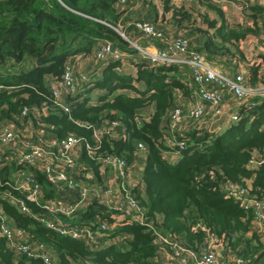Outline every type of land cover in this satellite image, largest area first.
<instances>
[{
    "label": "trees",
    "instance_id": "trees-1",
    "mask_svg": "<svg viewBox=\"0 0 264 264\" xmlns=\"http://www.w3.org/2000/svg\"><path fill=\"white\" fill-rule=\"evenodd\" d=\"M161 1L162 13L156 21L170 20L175 25V35L181 34L178 39L186 42L187 54H199L214 66L227 67L230 61L233 70H237L245 59L239 50L240 43L261 33L258 21L264 7L259 4L237 0L242 12H247V19L249 11L252 24L230 25L216 5L199 0L220 21L203 14L199 16L201 25L193 27L191 14L184 7H175L170 0ZM129 6L117 7L116 0H0V125L9 123L19 129L30 125L33 130H42L49 139L69 136L81 139L79 158L85 167L82 173H91L94 183L101 188L113 177V171L106 168L101 173L97 158L124 160L125 174L128 177L134 174L138 179L132 186L127 177L126 184L132 187L125 191V196L137 203L141 214L156 230L198 253L212 239L223 240L225 248L246 264H264L260 235L252 228L253 210L243 209L222 189L225 183L243 186L251 180L252 194L260 198L264 195V163L256 171L247 168L255 154L264 159V98L237 107L234 114L238 119L221 133L191 126L186 131H171L170 114L178 108V96L182 100H197L196 88L188 86L192 82L191 71L178 66L149 68L148 61H143L136 66L133 76L122 73L121 62L108 61L93 79L85 72L87 80L81 84V92L61 97L60 103L67 107V112L55 104L49 81L59 80L66 66L80 57L87 59L92 55L98 41L107 40L122 51L134 52L111 28L119 24L120 14ZM131 29L138 31L135 23ZM125 32L122 34L130 40ZM158 33L171 38L164 30ZM150 39L157 49L168 46L166 41ZM243 79L252 87H264V71L260 72L258 67L249 69ZM207 88L214 90L215 86ZM94 90L101 94L95 105L89 103L91 99L81 100L83 93ZM201 103L205 109L209 108V102ZM226 104L223 96V105L228 109ZM151 107L153 112L149 113ZM24 109L29 112L26 116H22ZM140 111L147 114V120L137 117ZM105 122H118L124 137L103 135L95 143L93 131ZM179 143H183V150L179 149ZM85 145L93 152L92 157ZM166 153H177L179 158L171 162ZM138 167L142 170L138 171ZM17 168L12 162L0 169V210L16 228L54 253L59 264H163L151 228L129 217L116 222L120 212L96 198L91 197L75 219L61 217L66 228L84 227L92 234L101 231L93 242L71 239L41 223L40 219L55 218L43 209V199L38 205L25 202L31 215L21 213L2 197L7 190L16 192L7 184ZM26 169L45 200L78 199L74 192L51 184L37 168ZM100 225H106L107 229L102 231ZM0 264L43 262L24 255L17 257L0 238Z\"/></svg>",
    "mask_w": 264,
    "mask_h": 264
},
{
    "label": "built area",
    "instance_id": "built-area-1",
    "mask_svg": "<svg viewBox=\"0 0 264 264\" xmlns=\"http://www.w3.org/2000/svg\"><path fill=\"white\" fill-rule=\"evenodd\" d=\"M249 4H264V0H243ZM138 0H116V6L124 8L126 5L134 4L136 5ZM136 28L146 39L159 38L160 33L156 32V29L149 24H137ZM168 42V41H166ZM96 54L92 57L96 64H105L108 61L122 62L125 54L115 45L108 42L107 40H100L96 45ZM157 49V48H156ZM158 53L145 52L142 51L145 56L149 59V67L153 66H178V67H191L187 63H182L183 59H189L192 61L194 58L199 60H204V58L199 54H187V45L185 41L173 40V42H168V46L163 49H157ZM147 51H149L147 49ZM177 62V63H175ZM202 63L201 61H199ZM64 74L59 80L51 79L49 82V90L55 100V104L60 106L63 111L67 112V107H64L60 101L63 95H73L79 92L78 86L74 82V77L72 70L75 66H66ZM192 82H189V87L191 89L196 88L195 96L198 98L196 107L189 111L188 113H183L181 109L176 108L170 114V130L176 131L180 129L181 131H186L187 127L191 126L195 129H205L208 132H216L215 129L204 128L206 123L204 122L203 116L206 115L208 111L211 112L212 119L220 121H227L228 116H225L226 107L223 105V96L226 94L233 95V100L235 98L237 106H244L241 102L248 105L247 100L254 96L255 92L247 88V83L244 81V77L237 76L234 81H225L220 76L218 78L209 69L200 68L199 66L191 67ZM95 74V73H94ZM82 80H87L85 77H81ZM208 86H215L214 90H209ZM202 101L209 102V108L205 109ZM28 110L24 109L22 111V116L28 114ZM42 114H46L45 108L41 109ZM227 118V119H226ZM231 120L229 122L236 121L238 117L233 113ZM120 127L118 122H105L99 128L93 131V140L98 142L103 135H108L114 138V131L116 128ZM185 128V129H182ZM27 131L29 134L27 136H22L17 144L18 139L17 133ZM2 132H6L2 135ZM22 140V141H21ZM173 144V143H170ZM13 145V146H12ZM83 146V141L79 138L69 136L62 140L49 139L44 134L42 130H33L30 125H25L23 129L15 127L13 124L5 123L0 125V169L8 166L12 162L15 164L17 170L12 173L11 178L8 181L7 186L13 188L16 192H4L2 194L3 199H7L12 205H14L21 213L31 215L30 210L27 208L25 202H30L32 204H40L42 197V190L40 187L34 183L33 178L28 175L27 167H35L39 172L43 173L47 180L51 184H55L58 187H62L63 190L69 192H74L79 201L72 205L69 204L65 207H48L51 202L43 203V209H55L57 213H62L70 215L75 213L79 209H83L87 205V200L90 201L92 198L99 199L100 203L106 205L107 207H117L122 206L123 208L119 211L118 218H127L134 221H138L140 224H145L152 229L155 236L154 242L159 246V251L165 249L167 259L172 261L171 264H246V262L237 257L224 258L219 255L218 250L209 242L207 247L201 252H193L186 249L178 243V241L170 235H165L159 230H156L147 222L145 217L141 214L140 208L137 203L132 199L129 201L122 194L120 190V179L123 177L124 181L127 180V175L124 171L125 162L122 159L110 157H98L97 160L100 164V172H104L106 168L111 169L113 172V180L117 181V191L116 196L112 194H106L101 197L98 188L89 182L92 179L90 173H82V169H76V163L74 158L79 154L81 147ZM178 147L183 150V143H179ZM25 148H29L26 151ZM86 151L89 156L92 157L93 152L90 150L88 145H85ZM138 149L141 150L142 146L138 145ZM177 155V153H175ZM57 155V160L56 159ZM4 162L5 164H1ZM264 163L263 156L254 155L248 161L247 168L256 171L261 164ZM65 172V173H64ZM77 177V178H76ZM102 189L101 187H99ZM223 192L229 197L236 200L240 206L245 210H253L254 215L251 220L253 231L257 235H264V195L263 197H258L252 194L251 180L245 182L243 186L233 185L231 183H225L223 186ZM17 194L18 196H14ZM21 195V196H20ZM23 195V197H22ZM92 197V198H91ZM91 198V199H90ZM62 204V203H61ZM57 206L56 204H53ZM51 213V212H49ZM52 214V213H51ZM64 217V216H62ZM70 218L71 217H65ZM76 218V217H75ZM44 222L46 227H56L53 223L45 224L44 219H40ZM47 221V220H46ZM49 221V220H48ZM47 221V222H48ZM7 222V223H5ZM60 226V225H57ZM66 228V227H65ZM81 228V229H78ZM75 231H70V228L60 229L61 234L69 236L71 239L76 240H90L94 241L95 237L101 236V231L92 234L88 229L84 227H78ZM12 228L8 225L7 217L3 215L0 210V238L5 240L8 249L18 254H25L23 252L19 253L20 249H24L27 246V242L23 241L26 236L30 237L28 233L16 228ZM102 231L107 229L106 225H100ZM69 230V231H68ZM215 240V239H212ZM219 241V240H216ZM226 246V242L220 240V244ZM41 248L44 246L40 244ZM46 255L49 259L52 257L46 248L44 249ZM50 251V250H49ZM164 252V253H165ZM162 254V253H161ZM218 255V257H217ZM173 258H175L173 260ZM41 259V258H40ZM231 259V260H229ZM43 264H48L47 260L41 259ZM193 261V263L189 261ZM53 264V263H52ZM165 264V263H164Z\"/></svg>",
    "mask_w": 264,
    "mask_h": 264
},
{
    "label": "rangeland",
    "instance_id": "rangeland-1",
    "mask_svg": "<svg viewBox=\"0 0 264 264\" xmlns=\"http://www.w3.org/2000/svg\"><path fill=\"white\" fill-rule=\"evenodd\" d=\"M139 1L140 0H138V2ZM237 3H239L237 0H232V1H229V2H225V3L219 4V5L224 6V7L227 8V10L225 11V14L228 15V19H229V23L228 24H230V25H233V24H246L247 25L248 24V26H250L252 24V20L249 17L250 16L249 11H248V19H247L246 18L247 12H242L241 8L237 5ZM183 5L186 6V8L184 7V10L187 11L189 14H191V18H192L191 22L193 23L192 26L193 27L200 26L201 25V20H200L199 16L202 15L204 13V11H201L199 8H195L194 5L191 2H186ZM250 5H253V4H250ZM260 5L264 7V4L260 3ZM134 7H135V5L131 4L127 8V11L125 13L120 14V20H122L124 18H127V17H131L133 15L131 10H134ZM167 18L169 19L168 16H167ZM129 23H130V25H128V26H131V28H133L134 23H135V27H136L137 24H139V23H136V22H129ZM163 23H165V24L163 25ZM167 24H168L167 21H165V22L158 21L157 23L152 25L158 32L162 33V30H164L165 32H168L170 34L169 36H171V38L170 37H166L165 38V36H163L162 35L163 33H162L159 38H154L155 40H158V42H160V43L161 42H165V41H168V42L172 41L173 42V40H179L178 38L181 37V34H180L179 37H177L178 35L177 34L175 35V28L173 26L171 28V25H169V24L167 25ZM258 26H259L258 27L259 28V32L261 31L259 36H256V37L249 36L248 39H246V40H244V41H242L240 43V49H239V43L237 44L238 49L241 51V53H243L242 55H245V59L243 58L244 60L237 65L236 68L238 69V71L236 73H234L233 76H228L226 74L227 72L223 68H221L220 66L211 65V64L207 63L206 61L199 60L198 58H194V59H192V61H190L189 59L185 58V59H183L182 63H187L191 67L199 66L200 68L209 69L218 78L221 77L223 80L229 81V82L234 81V78L237 77V76H240V77L246 76V74H248V72H249V69H251V68L258 67L259 71L263 72L264 71V13H263L262 17L258 21ZM111 28H112L113 32H115L118 36L122 35V33L125 31V28H122L119 24L116 27L115 26L114 27L111 26ZM165 28H166L167 31L165 30ZM138 36L140 38H137L136 42L133 41V40H128L127 38H126L127 39L126 40L124 38L126 40V42L127 41L129 42V47L131 49H133L134 52H128V51L125 52V51H122L120 49L125 54V57L123 58V61L121 62L122 63V68L120 69V70H122L123 74L133 75L134 76L135 75L134 72H135L136 66L140 65V63L143 62V61H148L149 60L142 51L150 52V51H147V49L149 50L150 48H152V44H154V42H152L151 39L144 38V36H141L140 34H138V35L136 34V36H134V37H138ZM108 42H110V41H108ZM110 43L115 45V43H113V42H110ZM154 50H153L154 51L153 53H158L159 52L156 48ZM151 52H152V50H151ZM95 54H96V49L93 51L92 55L87 56L89 59L88 58L87 59H83V58L80 57L78 60H76V62H74L73 65H69V66L77 65L78 68L81 67V69L83 67L84 71L82 72L81 75L79 74V76H78L77 73L74 72V70H72V74H73V77H74V82L76 84H78L80 87H82L81 84L86 81V80H82V78H81L82 76H86L85 72H87V74L89 76L91 75L90 79H93L94 77L99 76V71H100L101 67L106 64V63L105 64H99V65L96 64L93 61V59H92V57L95 56ZM199 61H201L202 63H200ZM175 63H177V62H175ZM228 63L226 64L227 67H225V68H228L230 66V61ZM191 67H189V69ZM149 68H153V66H151ZM93 72L95 73V75L92 74ZM86 79H87V76H86ZM79 81L82 82V83H80ZM246 86H247V88L249 86V88L252 89L255 92L254 96L251 97L249 100H247L248 103L251 102V100H253L255 98H257V99L264 98V87H261L259 85L255 86V87H252L248 83H247ZM81 91L82 90H80L79 92H81ZM96 92L97 91L90 93V91H86L85 93H83L84 96H82L81 100H83L85 98L86 99H92V98H96L97 99L101 94L99 92H97L99 95L96 97V95H95ZM192 99L193 98H190V99H185L184 98L182 100V98H181L182 104H183L182 105L183 109L181 108V106L178 107V108L181 109L183 113H185V112L188 113L189 111L193 110L196 107V103H194ZM89 103H91V101H89ZM241 103L245 105L244 102H241ZM92 105H95V104H92ZM224 112H225V116H228L227 117L228 118L227 122H229L231 120L230 118L232 117V111H230L228 109H225ZM137 117L141 118V119H144V120H147V118H148L147 114H145L144 111H140V113L137 114ZM203 119H204V122L207 123V124H211V123L219 121V120L212 119V115H211L210 111H208V113L206 115L204 114ZM220 122H222V121H220ZM189 128H191V127L189 126L187 128V130ZM226 128H228V126ZM226 128H223L221 131H219V133L223 132ZM5 133L6 132H2V135H4ZM28 134L29 133L27 131H23V132L17 133L18 139L16 140V144L19 142L20 137H22V136L25 137ZM17 146L20 147V144H17ZM25 150L29 151V148H25ZM170 155L171 154H169L167 156H170ZM55 160H57V155H56V159ZM10 177H11V174H10ZM111 180H113V179H111ZM111 180H108L107 183L104 185V187L102 189H100L99 186L96 183H94V181L92 179H90L89 182H91L92 184H94L98 188V191L100 192L101 197L103 198V196L106 195V194H112L113 196H116L117 195L116 193H120L119 191H117V188H116L118 186L117 185V181L115 182L114 180L113 181H111ZM119 187H120V190H121L122 194L125 196V191L129 190L132 186H128L126 184V181H124L123 177H121L120 186ZM58 192H60V191L58 190ZM43 197H44V194L42 192L41 201L43 199V201H42L43 203L51 202V203L57 205V206H54L53 204H49L48 207H58V206L65 207V206H67L69 204L74 205L80 199L79 198V199L74 200V199L69 198L66 201L57 200V202H56V201H52V200H45V197L44 198ZM125 197H126L127 200L132 201L131 197H129V196H125ZM87 202H89V201L87 200ZM108 208H110L111 210H117L118 209L120 211L123 208V205L122 206H117V207H108ZM115 208H117V209H115ZM81 210H82V208L77 210L73 214L66 215V214H62V213H57L55 211V209H47V211L51 212L54 215L55 218H53L54 221H53V219L49 220L48 222L45 220V224H47V223L55 224L56 227H47V228H49L51 230H54L55 232L61 234L60 229H65L66 230L61 217L64 216V217H71V218L75 219V217H77V215L79 214V212ZM118 219L121 220V218H118ZM115 220H116V222H119L116 218H115ZM39 221L44 224V222H42L41 220H39ZM147 222L148 221H146V224H148ZM5 223H7V222H5ZM8 225L10 227H12V228H15L14 231L17 230L16 227L12 224L11 220H8ZM57 225H60V226H57ZM141 225L147 226L145 224H141ZM78 229H81V228H78ZM78 229H76L75 226L70 227V231H75V230H78ZM23 241L27 242L26 243L27 246H24L23 247L24 249H20L19 253L23 252L25 254H18L17 255L15 252H13V254H15L17 257L20 256V255H24L28 259L29 258H31V259H40L41 258L43 260H47L48 264H52V263L53 264H59V261L57 260V256L54 253H53V255L50 254L51 251L48 250L50 256L52 257L51 259H49L46 255H44V253H45L44 249L46 248V246L43 245L44 247L41 248L39 242L34 241L31 238V236L30 237L26 236V238L23 239ZM210 243H212L213 246L218 250L219 255L223 256L224 258L235 257L231 250L226 249L222 243L220 244V241L211 240ZM159 252L162 253L161 256H162L163 264L164 263L165 264H171L172 263V261L167 259L165 249L163 251H159ZM217 257H218V255H217ZM174 259L175 258H173V260ZM229 260H231V259H229ZM189 262L193 263V261H191V260Z\"/></svg>",
    "mask_w": 264,
    "mask_h": 264
},
{
    "label": "crops",
    "instance_id": "crops-1",
    "mask_svg": "<svg viewBox=\"0 0 264 264\" xmlns=\"http://www.w3.org/2000/svg\"><path fill=\"white\" fill-rule=\"evenodd\" d=\"M208 1L212 2L214 5H216L222 11L223 18L226 20V22L228 24L229 23L228 15L225 14V11L227 10V8L224 7V6H221L219 4L225 3V2H229V1H225V0H208ZM170 2H172V4L175 7H179L180 6V7H185V8H186V6H184L183 4L186 3V2H191L194 5L195 8H199L201 11H204L203 14L206 15L210 20H215L217 22L220 21V18L218 17V15L213 10H210L207 7H205L203 5L204 2H201L199 0H170ZM131 11H132L133 15L131 17H127V18H124L122 20H119V25L122 28H125V30H126L125 34L127 35V37H129L130 40H133V41L136 42V39L140 38V37L139 36L138 37H134V36H136V34L138 35L140 33L137 30L131 29L128 26V25H130L129 22H144V23H153V24L157 23L156 18H157V16L160 13H162V1L161 0H140L135 5L134 10H131ZM168 17L170 19L171 15L168 14ZM168 22H170V20ZM169 25H171V28H172V26L173 27L175 26L172 22H170ZM175 32H176V28H175ZM155 48L156 47L152 44V48H150L149 51L151 52V50L153 51ZM79 68L81 69V67H79ZM79 68H78L77 65H75V68L73 69L74 72L78 74V76H79V74H82V72H83V71H81L83 69V67H82L81 70ZM221 68H223L227 72L226 74L228 76H233L234 73H236L238 71V69L237 70H233L234 67H231V66H229L228 68H225V67L221 66ZM80 83H82V82H80ZM76 85L78 86V90L80 91L81 87L78 84H76ZM92 92H95V91H91V93ZM95 95L97 97L99 94L96 92ZM91 100H92V102H91L92 104H95L96 101H97L96 98H92ZM192 100H193L194 103H197V100H194V99H192ZM64 101H65V96L62 98V102L63 103H64ZM225 101L227 103L226 104L227 108L230 111H232V114L235 113L237 111V107L238 106H237V104L235 102H233L234 101L233 97H231L230 94H226L225 95ZM177 105H178V107L181 106V108H182L183 104H182V100H181V96L180 95L178 96ZM151 112H153V108L152 107L149 108V113H151ZM230 124H231V122H227V121L226 122L225 121L218 122L217 125H215L213 123H211V124H207L206 123V126L204 128L215 129L216 132H217V131H221L223 128H226L227 126L229 127ZM182 129H185V128H182ZM96 130H97V128H96ZM123 137H124V132H123L122 128L121 127L116 128L115 131H114V139H120V138H123ZM169 154H171V155L167 156ZM165 155L168 157V160L171 161V162H174V161H176L177 158H179V156L176 155L175 153H166ZM256 155H259V154H256ZM74 161L76 163V167H77L78 170L85 169V167H83L80 164L81 160L79 158V154L76 156V158H74ZM140 169L141 168H139L138 171H140ZM90 175H91L92 180H93V176H92L91 173H90ZM111 179H113V177L112 178H108V180H111ZM111 181H113V180H111ZM128 181H131L132 182V186H135V184L138 182V179L133 174V175H129ZM60 193H61V191H60ZM259 239H260V242H261V244L263 246V250H264V235L260 236Z\"/></svg>",
    "mask_w": 264,
    "mask_h": 264
},
{
    "label": "water",
    "instance_id": "water-1",
    "mask_svg": "<svg viewBox=\"0 0 264 264\" xmlns=\"http://www.w3.org/2000/svg\"><path fill=\"white\" fill-rule=\"evenodd\" d=\"M114 30H115V29H114ZM118 34H119V33H118ZM119 35H120V34H119ZM122 35H123V34H122ZM122 35H120V36L124 39L125 37H123L124 35H123V36H122ZM125 39H126V38H125ZM125 39H124V40H125ZM126 40H127V39H126ZM126 40H125V41H126ZM127 42H128V41H127ZM128 43H129V42H128Z\"/></svg>",
    "mask_w": 264,
    "mask_h": 264
}]
</instances>
